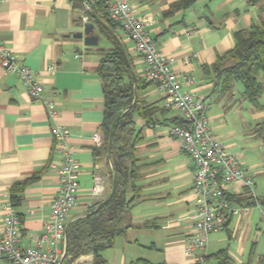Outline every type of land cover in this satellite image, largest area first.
Instances as JSON below:
<instances>
[{
  "label": "crops",
  "instance_id": "obj_1",
  "mask_svg": "<svg viewBox=\"0 0 264 264\" xmlns=\"http://www.w3.org/2000/svg\"><path fill=\"white\" fill-rule=\"evenodd\" d=\"M79 1L80 7L71 0H0V41L20 64L38 73L42 97L53 104L57 113L51 119L43 103L26 94L19 78L4 73L0 67V228L13 186L34 179L23 190L15 208L21 222V248L33 246L39 239L50 213V203L59 189L61 156L54 151L55 126L68 131L67 144L80 166L77 204L69 212L67 224L105 197L104 194L93 198L90 190L94 174L105 179V191L108 180L106 161L93 156L94 149L102 145L95 144L92 138L95 133H101L103 121L104 97L96 70L101 51L112 45L106 35L124 47L135 74L142 79L144 64L133 43L118 26L100 18L106 14L99 8V12L93 9V0ZM174 1L132 0L131 3L135 15L149 20L146 31L183 81V90L204 99L211 132L230 151L234 144L228 140L235 132L228 126L225 109L238 100L242 87L238 89L236 84L230 97L222 95L210 67L233 48L235 31L249 28L264 16V0L254 8L245 0H198L189 9L165 17ZM87 22L94 25L100 37L98 46L90 49L85 48L82 39L72 37ZM102 40L105 43L100 47ZM48 66H53V70L47 72ZM187 79H191L190 84L185 83ZM139 98L164 108L162 96L153 85L140 90ZM250 110L252 124H263L264 111L252 107ZM179 119L178 112L168 109L155 115L150 126L135 118L136 130L142 137L135 147L140 198L124 222L129 220L133 226L124 238L120 241L117 238L113 247L102 253L104 264H132L140 259L152 264H193L183 253V239L197 215L192 194L194 168L178 143L168 135L169 127ZM246 169L253 178L263 173L256 165ZM242 192L243 189L233 185L227 188L229 195L240 196ZM263 213L262 209L250 207L248 216L232 217L223 230L209 235L225 232L226 239L218 237L209 243V248L215 243H226L231 259L242 264L254 245L253 263L257 258L264 259ZM145 252L162 258L156 260ZM0 264L9 263L0 258ZM69 264H93V258L85 255Z\"/></svg>",
  "mask_w": 264,
  "mask_h": 264
},
{
  "label": "built area",
  "instance_id": "obj_2",
  "mask_svg": "<svg viewBox=\"0 0 264 264\" xmlns=\"http://www.w3.org/2000/svg\"><path fill=\"white\" fill-rule=\"evenodd\" d=\"M93 1L102 5L109 20L133 43L134 51L144 64L142 80L153 85L161 94L165 109L179 113L182 125L170 126L168 135L178 143L180 151L189 157L194 168L192 194L197 215L183 239L185 257L194 260L206 250L211 233L223 230L232 217L250 214V207L230 202L226 193L227 188L233 185L246 189L255 199L254 178L242 167L239 159L214 137L204 99L183 90V81L174 73L169 60L158 51L146 31L149 20L135 15L132 0ZM0 67L4 73L19 78L26 94L31 99L40 100L51 119L57 116L53 104L42 97L43 86L38 73L20 64L2 41ZM51 70L53 66L46 69L47 72ZM185 83L190 84L191 79ZM52 135L54 151L61 156L59 189L50 203V213L39 239L30 247H19L20 217L10 203L6 205L0 228V258L9 264H61L64 257L67 218L77 204L80 166L67 144L68 131L55 126ZM92 138L95 144L102 145L101 133H95ZM104 194L105 179L96 173L92 177L90 195L100 198ZM254 208L261 210L257 203Z\"/></svg>",
  "mask_w": 264,
  "mask_h": 264
},
{
  "label": "trees",
  "instance_id": "obj_3",
  "mask_svg": "<svg viewBox=\"0 0 264 264\" xmlns=\"http://www.w3.org/2000/svg\"><path fill=\"white\" fill-rule=\"evenodd\" d=\"M71 1L74 6H81L79 0ZM197 1L175 0L164 13V16L169 17L175 12L187 10ZM245 1L250 8H254L262 2V0ZM92 7L95 11H98L99 8L106 14L99 3L93 4ZM100 18L109 25H116L109 20L107 14ZM91 20L92 17L89 16V21ZM106 36L112 45L110 48L101 51V59L96 70L104 97L101 124L103 143L101 148L94 149L93 156L103 158L108 167L107 189L104 199L110 193L114 174L116 175L117 186L114 195L107 203L98 209L97 207L101 202L92 205L83 217L68 225L66 255L61 264H69L85 255L92 256L93 264H104L102 253L111 249L114 241L117 238H123L126 231L133 226L129 220L125 224L124 222L130 210L138 202L141 192L138 185L140 173L139 166H137L138 160L135 156V147L142 141V137L141 133L136 130L135 118L143 120L144 126H150L153 124L155 115L166 110L165 108L159 109L154 103L147 104L139 98V91L151 84L144 82L135 74L132 60L124 47L108 35ZM233 42V48L219 56L210 67L220 88V93L230 97L235 85L240 83L242 87L240 99L247 102L256 111H264V102H262L264 96V16L258 23L252 24L249 28L235 31ZM134 91L137 94L136 99H134ZM123 111L125 112L118 119L113 130L111 160L109 162L107 157L109 130L114 119ZM174 125H182L181 119ZM258 126L259 132L264 134V123ZM33 181L34 179L30 178L13 186L9 196V202L13 208L18 206L23 190ZM226 195L227 199L236 205L254 207L257 203L264 211V196L259 198L255 196L254 199L246 189L240 196H233L228 193ZM254 252V245H252L247 260L242 264H264L263 258H257L253 263ZM132 264L152 263L140 259ZM193 264L236 263L225 248L205 255L200 261Z\"/></svg>",
  "mask_w": 264,
  "mask_h": 264
},
{
  "label": "rangeland",
  "instance_id": "obj_4",
  "mask_svg": "<svg viewBox=\"0 0 264 264\" xmlns=\"http://www.w3.org/2000/svg\"><path fill=\"white\" fill-rule=\"evenodd\" d=\"M104 43L105 41L102 40L99 46L100 47L104 46ZM237 86L238 89L241 88L240 83H237ZM236 99L238 100L232 102V104L228 106L229 109H225L228 110V112L225 111L226 121L228 123V126L229 128L233 129L235 132L233 137L228 140L229 142H232L234 144V149H231L230 152L232 154L236 153L237 155L241 156L242 160L240 159L241 161L240 160L239 161L241 162L243 168L246 169L249 168L251 165H256L257 170H263L262 174L255 175L253 179L254 193L259 198L264 196V140H263L264 134L259 132L258 129L259 126H255L251 122L252 119L251 110H250L251 106L247 102L241 100L239 95L236 97ZM262 100L261 101L264 102V96L262 97ZM224 233H219L217 234L218 236L216 234L209 236L208 245L205 251L208 250L209 253H214L219 249L227 248L226 243L223 242L215 243L214 246L212 245V248L211 247L209 248V243L215 242L218 237L226 239V234ZM261 237H264V233H262ZM119 239L120 238H118L117 240L120 241ZM205 251L201 252L198 258L192 260L193 263L200 261L201 258L206 255ZM145 253L148 254V252ZM148 255H150L152 258L156 260L162 258L161 256L156 254H148Z\"/></svg>",
  "mask_w": 264,
  "mask_h": 264
},
{
  "label": "water",
  "instance_id": "obj_5",
  "mask_svg": "<svg viewBox=\"0 0 264 264\" xmlns=\"http://www.w3.org/2000/svg\"><path fill=\"white\" fill-rule=\"evenodd\" d=\"M85 9L88 11V13L91 14V11L89 9V7L85 6ZM73 38H76V39H82L83 40V45L85 46V48H94L96 46H98V43H99V40H100V37L95 33V27L92 23L90 22H87L83 25L82 27V30L76 34H73L72 35ZM122 53L125 57V53L123 52L122 50ZM133 79L135 80V76L133 74ZM136 92L134 91V99H136ZM125 111L121 112L113 121V123L111 124V127H110V130H109V135H108V143H107V157H108V160L110 162L111 160V148H112V136H113V130H114V127L118 121V119L121 117V115L124 113ZM116 186H117V179H116V175L114 174L113 177H112V185H111V190H110V193L108 194V196L101 201V203L98 205L97 209L102 206L103 204L107 203L111 198L112 196L114 195L115 193V190H116ZM83 217L80 216L79 218ZM70 223L67 224V227H66V233H65V248H64V257L66 255V242H67V228H68V225ZM63 257V258H64ZM63 261V259H62Z\"/></svg>",
  "mask_w": 264,
  "mask_h": 264
}]
</instances>
